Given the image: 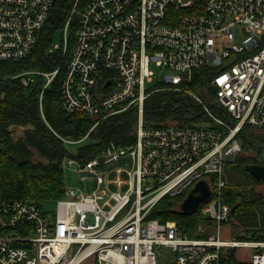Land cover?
Returning a JSON list of instances; mask_svg holds the SVG:
<instances>
[{
  "label": "built area",
  "instance_id": "obj_1",
  "mask_svg": "<svg viewBox=\"0 0 264 264\" xmlns=\"http://www.w3.org/2000/svg\"><path fill=\"white\" fill-rule=\"evenodd\" d=\"M55 2L0 0V62L35 48ZM60 27L61 42L51 45L62 63L13 77L26 86L41 76L43 90L59 78L63 109L85 113L94 125L137 107L136 141L109 147L84 166L70 159L95 186L86 193L66 188V196L54 200L55 212L0 198V264H82L88 258L95 264H231L225 251L246 244L256 248L252 263L264 264V241L220 235L233 213L224 171L242 152L239 134L246 126L264 127V0H76ZM153 63L165 71L150 87ZM204 73L220 114L187 88ZM165 88L196 97L208 122L145 125V100ZM201 178L212 187V197L198 208L213 221L208 236L191 237L175 220L147 218L161 197L187 194Z\"/></svg>",
  "mask_w": 264,
  "mask_h": 264
},
{
  "label": "trees",
  "instance_id": "obj_2",
  "mask_svg": "<svg viewBox=\"0 0 264 264\" xmlns=\"http://www.w3.org/2000/svg\"><path fill=\"white\" fill-rule=\"evenodd\" d=\"M75 1L56 0L35 48L21 59L0 62L1 199L22 198L42 204V201L65 197L67 185L64 162L67 158L84 166L109 147L125 148L136 141L137 107L131 106L94 125L96 119L85 113H70L63 109L59 78L43 90L45 79L41 76H35L26 86L19 78L13 77L31 68L52 70L62 63L61 54L49 49L55 30L64 24ZM83 3L80 1V6ZM208 81L204 73L197 75L186 85L220 114L222 112L213 99L214 88L208 85ZM208 91L213 98L207 97ZM208 120L198 99L183 91L159 89L145 100L144 124L147 126H194ZM19 130L22 133L17 137L14 133ZM263 132L264 127H245L239 134L243 141L242 152L232 164L252 178L251 185L245 188L230 180L224 187L225 200L234 208L228 221L232 226L238 227L236 238L239 240L264 241V194L254 190V184L262 179H254L248 170V165L255 161L264 165ZM86 137H90L91 141L77 150L67 148L68 143ZM185 195L186 191L161 197L151 208L147 218L175 220L181 230L191 237L208 236L212 231L213 221L203 216L200 210L191 213L182 211L180 203ZM201 225L207 227L205 231L200 230ZM89 259L95 263L93 258ZM229 259L235 261L233 253L229 255Z\"/></svg>",
  "mask_w": 264,
  "mask_h": 264
},
{
  "label": "rangeland",
  "instance_id": "obj_3",
  "mask_svg": "<svg viewBox=\"0 0 264 264\" xmlns=\"http://www.w3.org/2000/svg\"><path fill=\"white\" fill-rule=\"evenodd\" d=\"M236 39L238 40L240 38V28L236 27L235 30ZM62 37V27H59L55 30L54 36H53V42H61ZM50 51L52 50V45L50 46ZM152 68L155 70V76L154 81L147 82V86H154L158 84V82L162 81V73L165 71V69L160 68L156 64H152ZM36 69V68H31ZM19 72V71H18ZM188 88V87H187ZM189 89V88H188ZM190 90V89H189ZM207 97L213 98V95L208 91ZM214 99V98H213ZM22 133V131L15 132V136H19ZM264 135V132H263ZM91 141L90 137H86L85 139H81L80 141H74L67 144V148L72 150H77L78 147L87 144ZM241 143H243L242 140H240ZM44 160V158H42ZM113 162H110L111 165ZM122 162L117 161L113 164H121ZM112 166V165H111ZM116 173V170L114 168L111 169L109 173V178H112L114 174ZM123 175H127V173L124 171ZM224 177L227 181L234 180L236 183H239L242 187L248 188L251 185V177H249L247 174L242 173L238 168L233 167L232 164H230L224 171ZM254 177V176H253ZM64 178L65 182L68 187H72L76 190L77 193L83 192L86 193L88 191H91L95 186V180L92 177V175L88 171H80L78 169V165L71 162L70 159H66L64 162ZM255 179V177H254ZM258 180V179H256ZM112 188H115V186L112 184ZM254 190L257 193H263L264 194V179L258 180L257 183L254 184ZM125 188V187H124ZM178 205V204H177ZM42 206L46 211L55 212L57 209V202L56 201H42ZM179 207V205H178ZM232 222V221H231ZM207 228V227H206ZM213 227L211 228V230ZM238 227L232 226L230 221L224 222L220 227V235L223 238H236ZM241 249V248H240ZM86 264H93L92 259H89L85 262ZM84 263V264H85Z\"/></svg>",
  "mask_w": 264,
  "mask_h": 264
},
{
  "label": "water",
  "instance_id": "obj_4",
  "mask_svg": "<svg viewBox=\"0 0 264 264\" xmlns=\"http://www.w3.org/2000/svg\"><path fill=\"white\" fill-rule=\"evenodd\" d=\"M109 84V82L107 83ZM106 155H100L99 160L106 159ZM248 170L256 179H264V165L250 164ZM212 197V187L206 178H201L188 191L186 196L180 203V209L186 213H191L198 210L199 206L208 201ZM234 209V208H233Z\"/></svg>",
  "mask_w": 264,
  "mask_h": 264
},
{
  "label": "crops",
  "instance_id": "obj_5",
  "mask_svg": "<svg viewBox=\"0 0 264 264\" xmlns=\"http://www.w3.org/2000/svg\"><path fill=\"white\" fill-rule=\"evenodd\" d=\"M255 251H256L255 247H252L250 244H246V245H241V246L227 249L225 251V257H227L228 262H230L231 264H235V262L253 264L251 258ZM231 253H233V257L235 261H231L229 259V255ZM85 262L86 261H84L82 264H84ZM93 264L95 263L93 262Z\"/></svg>",
  "mask_w": 264,
  "mask_h": 264
},
{
  "label": "flooded vegetation",
  "instance_id": "obj_6",
  "mask_svg": "<svg viewBox=\"0 0 264 264\" xmlns=\"http://www.w3.org/2000/svg\"><path fill=\"white\" fill-rule=\"evenodd\" d=\"M252 164H261V163H259L258 161H255V162H253Z\"/></svg>",
  "mask_w": 264,
  "mask_h": 264
}]
</instances>
